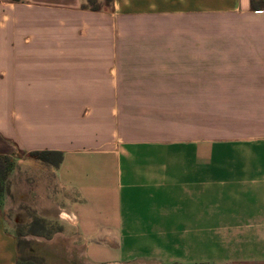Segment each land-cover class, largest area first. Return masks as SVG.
<instances>
[{
    "label": "crops",
    "instance_id": "obj_1",
    "mask_svg": "<svg viewBox=\"0 0 264 264\" xmlns=\"http://www.w3.org/2000/svg\"><path fill=\"white\" fill-rule=\"evenodd\" d=\"M11 144L63 154L36 180L91 264H264V10L0 0ZM19 254L0 212V264Z\"/></svg>",
    "mask_w": 264,
    "mask_h": 264
},
{
    "label": "rangeland",
    "instance_id": "obj_2",
    "mask_svg": "<svg viewBox=\"0 0 264 264\" xmlns=\"http://www.w3.org/2000/svg\"><path fill=\"white\" fill-rule=\"evenodd\" d=\"M94 2L103 7L110 6L112 0ZM85 5L90 6L87 0ZM0 149L11 151L6 155L15 162L0 212L20 240V255L25 264H91L80 241L61 235L60 218L57 209L51 205L49 189L53 186L46 187L43 181L36 180L43 177L42 169L51 165L23 157L12 144L9 147L1 145Z\"/></svg>",
    "mask_w": 264,
    "mask_h": 264
},
{
    "label": "trees",
    "instance_id": "obj_3",
    "mask_svg": "<svg viewBox=\"0 0 264 264\" xmlns=\"http://www.w3.org/2000/svg\"><path fill=\"white\" fill-rule=\"evenodd\" d=\"M87 2L90 5L89 8H91L93 11H98L101 8L95 4L94 0H87ZM251 8L254 11L264 10V0H251ZM22 154L23 157L45 162L54 167H58L63 160V154L57 151L45 150ZM14 168L15 162L12 157L9 155H0V204L2 203L3 197L7 191V180ZM16 264H25V261L22 259L20 254Z\"/></svg>",
    "mask_w": 264,
    "mask_h": 264
}]
</instances>
